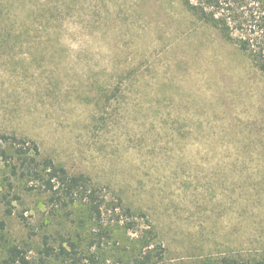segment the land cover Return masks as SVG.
I'll use <instances>...</instances> for the list:
<instances>
[{
  "label": "rangeland",
  "instance_id": "1",
  "mask_svg": "<svg viewBox=\"0 0 264 264\" xmlns=\"http://www.w3.org/2000/svg\"><path fill=\"white\" fill-rule=\"evenodd\" d=\"M3 1L0 129L106 202L94 222L0 162V264L13 244L65 264L43 248L68 241L98 264L264 262V73L237 43L264 40V0L212 1L223 31L185 0Z\"/></svg>",
  "mask_w": 264,
  "mask_h": 264
},
{
  "label": "trees",
  "instance_id": "2",
  "mask_svg": "<svg viewBox=\"0 0 264 264\" xmlns=\"http://www.w3.org/2000/svg\"><path fill=\"white\" fill-rule=\"evenodd\" d=\"M212 1L214 0H205L202 5H197L190 0H185V4L200 20L223 31L225 30V24L218 21L215 17V11L208 9ZM9 6V2L0 1L1 21H4L5 16L8 14ZM41 14L43 16L44 13L41 12ZM23 29L25 30L26 27ZM12 32L13 29L11 30L8 26L1 25L0 22V49L7 42V38ZM237 43L239 49L264 73V40L260 39L259 36H254L252 38L238 39ZM0 162L7 168L9 177L23 181L29 189L38 188L42 193H47V202L51 205L75 204L78 200H82L87 207L90 218L94 222L99 223L103 220L106 199L102 189L95 186L89 175L70 173L62 163L55 161L50 155L43 154L35 140L15 131L8 132L0 129ZM7 183L12 188V181L9 180ZM116 207H122L120 201L113 206L114 209ZM124 213L127 216L131 215L129 208H125ZM45 243L47 242L45 241ZM67 245L68 249L60 245L55 250L52 246L45 244L43 248L45 257L61 258L65 264H98V259L95 255H80L75 242L68 241ZM145 258V262L140 261L138 264H147V259L150 258L149 254L145 255ZM1 264L32 263L27 257L26 250L13 244L7 248L6 257ZM35 264H45V261L41 259ZM207 264L248 263L236 257H222L217 260H210ZM253 264H264V262L256 261Z\"/></svg>",
  "mask_w": 264,
  "mask_h": 264
}]
</instances>
